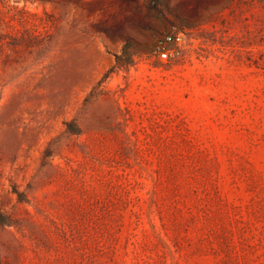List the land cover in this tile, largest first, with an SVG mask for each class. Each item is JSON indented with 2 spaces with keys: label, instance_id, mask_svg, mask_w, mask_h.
<instances>
[{
  "label": "rangeland",
  "instance_id": "obj_1",
  "mask_svg": "<svg viewBox=\"0 0 264 264\" xmlns=\"http://www.w3.org/2000/svg\"><path fill=\"white\" fill-rule=\"evenodd\" d=\"M0 32V264H264V0H0Z\"/></svg>",
  "mask_w": 264,
  "mask_h": 264
},
{
  "label": "built area",
  "instance_id": "obj_2",
  "mask_svg": "<svg viewBox=\"0 0 264 264\" xmlns=\"http://www.w3.org/2000/svg\"><path fill=\"white\" fill-rule=\"evenodd\" d=\"M187 28L171 24L166 32L157 37L153 45V53L161 60L175 61L178 59L184 42Z\"/></svg>",
  "mask_w": 264,
  "mask_h": 264
},
{
  "label": "trees",
  "instance_id": "obj_3",
  "mask_svg": "<svg viewBox=\"0 0 264 264\" xmlns=\"http://www.w3.org/2000/svg\"><path fill=\"white\" fill-rule=\"evenodd\" d=\"M24 42V37H17L11 33L0 32V61L7 63L9 60L10 53L8 51H15L16 47ZM130 43L124 44L122 51L115 55L116 63L123 62L125 65L129 63L130 53L128 52ZM4 217L0 213V223H4Z\"/></svg>",
  "mask_w": 264,
  "mask_h": 264
}]
</instances>
